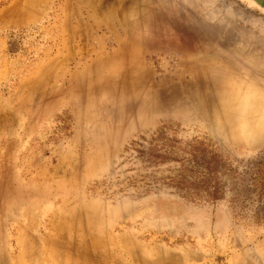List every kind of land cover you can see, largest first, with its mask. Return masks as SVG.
<instances>
[{
    "label": "rangeland",
    "instance_id": "374dc122",
    "mask_svg": "<svg viewBox=\"0 0 264 264\" xmlns=\"http://www.w3.org/2000/svg\"><path fill=\"white\" fill-rule=\"evenodd\" d=\"M78 1L0 0V264H264V0Z\"/></svg>",
    "mask_w": 264,
    "mask_h": 264
},
{
    "label": "bare ground",
    "instance_id": "6f19581e",
    "mask_svg": "<svg viewBox=\"0 0 264 264\" xmlns=\"http://www.w3.org/2000/svg\"><path fill=\"white\" fill-rule=\"evenodd\" d=\"M65 1V0H64ZM104 1H108V0H79L78 2H79V4H81V5H84V6H87L92 12H93V16H95V15H97L98 14V12L101 10V7H102V3L104 2ZM38 2H40V1H38ZM66 2H67V0H66ZM68 2H69V0H68ZM121 2H122V0H121ZM114 3V2H113ZM116 4H119L120 5V3H116ZM111 5H112V3H111ZM117 7V6H116ZM121 7H123V6H121ZM109 8V7H108ZM119 8V7H118ZM122 9V8H121ZM106 12H107V10H105ZM104 11V12H105ZM114 11H117L116 10V8H114ZM114 11H113V8L112 9H110L109 11H108V13L107 14H109V18L110 17H112V14H114ZM120 11V10H119ZM123 11V10H122ZM102 13V12H101ZM95 14V15H94ZM103 14L104 13H102V14H100V15H102L103 16ZM118 14V13H117ZM134 14H136V15H134L133 16V18H137L138 17V14H137V12L136 13H134ZM143 14V13H142ZM120 15H121V13H120ZM119 15V16H120ZM122 16L123 15H121V18H122ZM135 16H137V17H135ZM127 17H129V15L127 16ZM127 17L125 18V19H127ZM131 17V16H130ZM108 18V19H109ZM116 18V17H115ZM118 18V17H117ZM132 18V17H131ZM143 18V17H142ZM98 19H100L99 17H98ZM106 20H107V18H105ZM94 20H95V17H94ZM123 20H124V18H123ZM122 20V21H123ZM128 20V22L129 23H131L132 21H133V19H132V21L130 22L129 20L130 19H127ZM117 21V20H116ZM95 22H96V20H95ZM110 22V21H109ZM118 22V21H117ZM124 22H125V20H124ZM106 23H107V21H106ZM115 23V22H114ZM114 23H112V25L114 24ZM133 23V22H132ZM103 24H104V20H103ZM119 24V23H118ZM122 23H120V25H121ZM127 24V23H126ZM97 25H99V24H97ZM128 25V24H127ZM127 25H125V27H127ZM132 25V24H131ZM108 26V25H107ZM123 27V26H122ZM128 27H130V25L128 26ZM106 54V53H105ZM104 54V55H105ZM115 54V53H114ZM96 55H99V54H96ZM112 55V54H111ZM110 55V56H111ZM106 56H109V55H105V57ZM109 56V57H110ZM106 58H108V57H106ZM105 59H103L102 57H101V59L98 57V63H100V62H103V63H105V65H107V64H109V62H107V60L106 61H104ZM129 60V59H128ZM130 61V60H129ZM132 62V61H131ZM98 63H96L95 62V64L97 65ZM102 63V64H103ZM213 63V62H212ZM95 65V66H96ZM101 65V64H100ZM131 69V68H130ZM132 71V70H131ZM207 71V70H206ZM133 73V72H132ZM124 76V75H123ZM124 79V78H123ZM118 81V80H117ZM115 82V81H114ZM113 82V83H114ZM125 83V82H124ZM103 90V89H102ZM261 93V92H260ZM258 95V94H257ZM256 95V96H257ZM38 96V95H37ZM260 96V95H259ZM240 98V97H239ZM259 106V105H258ZM4 120V119H3Z\"/></svg>",
    "mask_w": 264,
    "mask_h": 264
}]
</instances>
